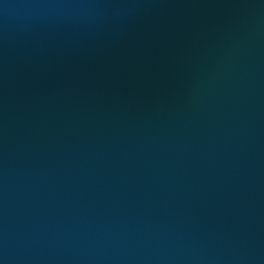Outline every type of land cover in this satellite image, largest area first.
<instances>
[{
  "label": "water",
  "instance_id": "1",
  "mask_svg": "<svg viewBox=\"0 0 264 264\" xmlns=\"http://www.w3.org/2000/svg\"><path fill=\"white\" fill-rule=\"evenodd\" d=\"M0 264H264V0H0Z\"/></svg>",
  "mask_w": 264,
  "mask_h": 264
}]
</instances>
